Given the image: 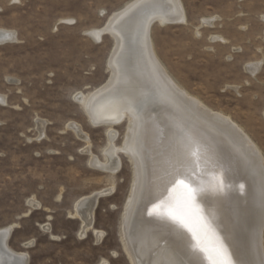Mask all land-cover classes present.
<instances>
[{
	"label": "rangeland",
	"instance_id": "1",
	"mask_svg": "<svg viewBox=\"0 0 264 264\" xmlns=\"http://www.w3.org/2000/svg\"><path fill=\"white\" fill-rule=\"evenodd\" d=\"M131 1L0 0V29L18 34L17 42L0 44L6 97L0 104V229L15 227L10 246L27 253L29 264H133L122 239L132 162L120 154L117 174L95 170L83 152L86 142L68 128L82 126L92 152L105 159L107 128L94 127L75 98L110 75L114 40L95 41L87 32L104 27ZM181 2L186 23L152 28L158 58L182 88L229 116L264 155V0ZM208 19H215L211 27ZM256 63L262 66L254 75L248 66ZM38 121L46 123L40 140ZM127 123L115 127L117 146ZM111 187L95 210L94 226L104 238L81 237L80 220L71 218L75 202Z\"/></svg>",
	"mask_w": 264,
	"mask_h": 264
},
{
	"label": "bare ground",
	"instance_id": "2",
	"mask_svg": "<svg viewBox=\"0 0 264 264\" xmlns=\"http://www.w3.org/2000/svg\"><path fill=\"white\" fill-rule=\"evenodd\" d=\"M156 23H186L181 0H132L104 27L87 32L95 41L104 35L114 40L109 79L75 98L94 127L107 128L105 159L92 152L82 126L71 122L68 128L86 142L83 152L95 170L117 174L120 154L132 162L122 239L133 264H264V155L229 116L192 96L166 70L151 36ZM204 23L211 27L215 19ZM17 41V32L0 29V44ZM261 66L248 70L255 75ZM126 119L125 140L117 146L115 127ZM37 124L40 140L46 123ZM113 189L75 202L71 218L80 220L81 237L92 233L102 241L95 210ZM30 203L38 210L36 200ZM14 228L0 229V264H29V255L8 242ZM43 228L51 230L50 224Z\"/></svg>",
	"mask_w": 264,
	"mask_h": 264
},
{
	"label": "water",
	"instance_id": "3",
	"mask_svg": "<svg viewBox=\"0 0 264 264\" xmlns=\"http://www.w3.org/2000/svg\"><path fill=\"white\" fill-rule=\"evenodd\" d=\"M186 187H187V186H186ZM190 188H191V187H189V186L187 187V189H190ZM100 197H101V196H100ZM100 197H99V198H100ZM190 197H191V198H192V197H193V198L195 197L194 192L191 191V196H190ZM194 199H195V198H194ZM0 235H1V234H0ZM10 239H11V237L9 236L8 242L10 241Z\"/></svg>",
	"mask_w": 264,
	"mask_h": 264
},
{
	"label": "snow or ice",
	"instance_id": "4",
	"mask_svg": "<svg viewBox=\"0 0 264 264\" xmlns=\"http://www.w3.org/2000/svg\"><path fill=\"white\" fill-rule=\"evenodd\" d=\"M181 183H183V182H181ZM189 195L191 196V192H189ZM172 215H173L174 219H178L179 218L175 213H173Z\"/></svg>",
	"mask_w": 264,
	"mask_h": 264
}]
</instances>
